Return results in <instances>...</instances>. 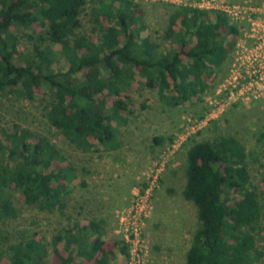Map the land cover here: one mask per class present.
<instances>
[{
	"label": "trees",
	"instance_id": "trees-1",
	"mask_svg": "<svg viewBox=\"0 0 264 264\" xmlns=\"http://www.w3.org/2000/svg\"><path fill=\"white\" fill-rule=\"evenodd\" d=\"M143 16L135 0H0V92L43 102L48 123L71 147L116 150L132 83L157 89L172 106L193 102L239 35L222 11L174 5L164 35L176 31L179 45L159 52L141 35ZM184 157L181 195L198 222L185 264H264V178L253 180L245 145L216 135L192 141ZM76 175L48 137L20 125L0 131V264H122L127 246L107 239L100 219H70L48 239L2 231L19 214L13 191L28 208L63 213Z\"/></svg>",
	"mask_w": 264,
	"mask_h": 264
},
{
	"label": "rangeland",
	"instance_id": "rangeland-1",
	"mask_svg": "<svg viewBox=\"0 0 264 264\" xmlns=\"http://www.w3.org/2000/svg\"><path fill=\"white\" fill-rule=\"evenodd\" d=\"M135 1L144 10L146 27L141 35L155 40L159 52L178 47L176 31L170 37L164 34L173 3H185L226 10L244 41L245 47L238 51L257 56L251 47V14L257 8L264 10V0ZM26 47L22 41L21 50ZM52 48L56 53L53 67L64 66L57 47ZM237 56L233 51L220 71L210 73L209 84L193 102L172 106L160 98L157 89L132 83L126 90L130 101L128 121L119 127V147L113 151L71 147L48 123L43 102L0 92V131L20 125L48 137L74 163L78 178L68 186L63 213L28 208L19 192L13 191L19 214L4 224L2 231L10 238L40 231L48 239L70 219H100L107 239L123 242L125 234L138 227L142 252L137 264H185V252L198 225L195 206L181 196L187 146L194 140L233 135L246 147L253 180L258 184L264 178V79L251 84L249 79L232 82L237 77L234 63L250 60L236 61ZM251 65L254 67L250 72L264 75L254 62ZM238 71L243 74V66ZM155 138L162 141L158 144ZM261 188L264 191L263 185ZM128 261L122 259V264ZM46 264L51 261L48 259Z\"/></svg>",
	"mask_w": 264,
	"mask_h": 264
},
{
	"label": "built area",
	"instance_id": "built-area-1",
	"mask_svg": "<svg viewBox=\"0 0 264 264\" xmlns=\"http://www.w3.org/2000/svg\"><path fill=\"white\" fill-rule=\"evenodd\" d=\"M173 5L191 6L190 4H185V3L184 4L173 3ZM192 7L199 8V9L219 10V11L224 12L230 18V20L232 18L226 10H223L221 8H214L210 6H204V5L203 6H192ZM251 25H252L250 28L251 29L250 37L252 38L251 47L255 51V54L257 56L253 54L251 55L250 53H249V56H246L243 50H240V52L238 51L239 47L240 48L245 47L244 41H242V39L238 35L237 42L233 50V51L236 50V53L238 55L236 57V61H245L247 59H250V60L247 63H244V62L240 64L234 63L237 66V73H236L237 77L236 76L233 77L232 82L238 78L243 81L249 79V83L251 84V81H254L256 79H260V80L264 79V75H262V73H260L259 75H256L254 70L253 72H250L251 68L254 67L253 65H251V61L254 62L256 66H258L259 69L264 72V10L263 9L257 8L256 10L252 12ZM261 50H262V53H261ZM243 58L245 60H243ZM241 66H243V71H244L243 74H241V72L238 71ZM123 242L127 246L126 258H129L128 263L137 264L139 262V259H138L139 254H141L142 252V248H141V244L139 240V234H138V227L132 228L129 235L125 234ZM128 246L130 249H128Z\"/></svg>",
	"mask_w": 264,
	"mask_h": 264
},
{
	"label": "crops",
	"instance_id": "crops-1",
	"mask_svg": "<svg viewBox=\"0 0 264 264\" xmlns=\"http://www.w3.org/2000/svg\"><path fill=\"white\" fill-rule=\"evenodd\" d=\"M127 194L129 195V192H127ZM130 194H131V190H130ZM182 196V195H181ZM190 245V244H189ZM189 247V246H188ZM187 250H188V248H187ZM187 250H186V252H187ZM186 252H185V254H186Z\"/></svg>",
	"mask_w": 264,
	"mask_h": 264
}]
</instances>
